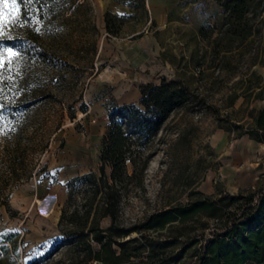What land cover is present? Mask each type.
Masks as SVG:
<instances>
[{
	"label": "rangeland",
	"instance_id": "1",
	"mask_svg": "<svg viewBox=\"0 0 264 264\" xmlns=\"http://www.w3.org/2000/svg\"><path fill=\"white\" fill-rule=\"evenodd\" d=\"M143 2L86 0L87 6L75 15L58 14L43 29L42 21L37 23L41 47L60 70L55 76L52 68L41 71L39 83H46L45 91L52 95L30 105L29 118L39 119L61 101L73 103L76 111L74 118H64L41 154L37 168H44L10 193L16 213L1 214L0 231L17 232V253L8 243L12 258L0 252V264H68L72 237L62 227L70 223L64 219L61 224L59 219L76 209L71 217L78 223L94 192L93 177H73L86 172L97 177L103 171L109 176L110 166L104 164L102 171L98 159L109 112L123 103L140 106L139 88L147 81L175 78L189 88L190 95L155 135L142 146L134 143L126 155L131 158L125 162L130 176L118 187L120 223L129 225L155 209L186 201L193 190L217 194L264 187V142L231 127L234 120L250 121L252 107L264 106V21L257 16L253 35L233 39L225 31V10L218 0ZM0 7L5 9L0 31L6 33L0 48L20 53L11 70L4 55L0 72L12 78L11 73L21 68L28 73L33 65L26 62L27 42L19 39L15 24L9 22V10L13 16L17 10ZM106 10L116 14L110 16L111 25L118 27L116 34L105 30ZM89 39L96 42L92 67L85 49ZM80 89L86 111L77 109ZM4 168L0 160V176ZM108 222L106 216L99 223Z\"/></svg>",
	"mask_w": 264,
	"mask_h": 264
},
{
	"label": "trees",
	"instance_id": "2",
	"mask_svg": "<svg viewBox=\"0 0 264 264\" xmlns=\"http://www.w3.org/2000/svg\"><path fill=\"white\" fill-rule=\"evenodd\" d=\"M218 1L225 10V31L233 39L245 40L253 35L257 16L264 21V0ZM21 4L15 26L19 39L28 44L30 55L26 62L33 67L28 73L21 68L11 73L12 78L7 74L0 80V104L4 105L0 108V160L5 165L0 176V217L3 212L15 215L10 193L44 168L37 165L52 135L64 118L75 117L73 103L61 101L57 109H46L39 119L29 118L30 105L52 95L45 91L46 83H39L41 71L44 67L52 68L50 73L55 76L56 70H60L58 62H52L46 48L41 47L35 30L37 21H42L43 29L58 14L75 15L80 7L87 6L86 0H21ZM110 16L116 14L106 10L104 27L108 33L116 34L118 27L111 25ZM86 41L89 45L85 49L90 54L88 67H92L96 42ZM139 93L140 106L123 103L109 112L107 130L98 144L101 170L104 164L109 165V176L103 171L97 177L94 172L73 177L75 180L93 177L90 183L94 192L78 223L71 217L76 209L59 219L61 224L64 219L66 224L70 223L62 227L72 237L73 256L68 264H264V187L238 192L220 190L217 194L193 190L186 201L155 209L140 221L129 225L118 221V187L130 176L126 173L125 159L131 158L126 155L133 151L134 143L142 146L155 135L163 121L173 110L185 105L190 95L183 82L167 77L159 82L142 83ZM77 99L80 100L77 109L86 111L81 89ZM249 114L250 121L234 120L231 127L264 142V106L252 107ZM63 144L60 141L59 146ZM106 216L108 224L100 225V219ZM16 233L10 229L0 231V252L9 257L8 243L13 244L17 253Z\"/></svg>",
	"mask_w": 264,
	"mask_h": 264
},
{
	"label": "snow or ice",
	"instance_id": "3",
	"mask_svg": "<svg viewBox=\"0 0 264 264\" xmlns=\"http://www.w3.org/2000/svg\"><path fill=\"white\" fill-rule=\"evenodd\" d=\"M29 2H31V0H29ZM0 5H9L11 8L16 9L17 12H19L22 8L21 0H0ZM4 14H5V9L0 7V25H2L4 21ZM8 15H9V22L13 24H15L17 20L20 18L18 15L13 16L11 10H9ZM25 23H27V21H25ZM37 23H39V21H37ZM35 30L39 32L40 28L37 27ZM5 36L6 33L0 31V39L4 38ZM5 53L8 56V61H7L8 69L11 70L14 60L20 56V53L17 51H13L11 47L0 48V69L5 67V60H4ZM2 79H4V76L3 73L0 72V80ZM2 107H4V105L0 104V108ZM61 183H63V181H61Z\"/></svg>",
	"mask_w": 264,
	"mask_h": 264
},
{
	"label": "built area",
	"instance_id": "4",
	"mask_svg": "<svg viewBox=\"0 0 264 264\" xmlns=\"http://www.w3.org/2000/svg\"><path fill=\"white\" fill-rule=\"evenodd\" d=\"M126 161H129V159H128V158H126V159H125V162H126Z\"/></svg>",
	"mask_w": 264,
	"mask_h": 264
}]
</instances>
